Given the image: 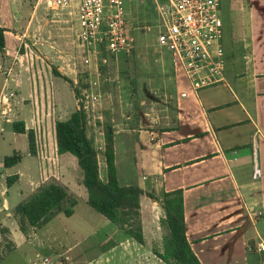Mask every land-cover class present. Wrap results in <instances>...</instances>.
Wrapping results in <instances>:
<instances>
[{
  "label": "crops",
  "instance_id": "crops-1",
  "mask_svg": "<svg viewBox=\"0 0 264 264\" xmlns=\"http://www.w3.org/2000/svg\"><path fill=\"white\" fill-rule=\"evenodd\" d=\"M220 15L226 82L194 94L182 69L175 68L171 119L113 128L112 172L121 186L143 190L144 241L129 236L101 213L104 230L90 234L83 232L89 216L66 224L60 215L40 231L41 247L50 253L46 255L54 254V264L58 255L65 254L69 264H167L161 258L169 234L163 201L177 190L182 191L186 238L201 264H264L260 247L264 245V0H221ZM70 19L67 11H48L41 0H0L5 41L0 66L7 65L3 69L12 82L20 80L22 99L15 121L0 119V223L10 224L3 211L28 198L48 178L36 142L35 153L30 147L35 112L50 129L47 163L55 160L68 191L80 198V204L89 205L77 158L58 152L52 130L56 114L58 120L68 119L82 104L74 90L80 78L99 81L103 75L83 70L77 26ZM0 73L3 84L1 68ZM95 89L100 91L99 86ZM182 91L188 96L182 97ZM17 121L26 131L14 129ZM14 154L18 160L6 164ZM99 166L106 167L107 179L110 168L106 160L101 168L100 155ZM76 211L77 207L68 218ZM48 246L54 252L46 250Z\"/></svg>",
  "mask_w": 264,
  "mask_h": 264
},
{
  "label": "built area",
  "instance_id": "built-area-1",
  "mask_svg": "<svg viewBox=\"0 0 264 264\" xmlns=\"http://www.w3.org/2000/svg\"><path fill=\"white\" fill-rule=\"evenodd\" d=\"M41 1L48 11H67L70 22L79 25L76 31L78 44L83 50L81 64L89 75L101 76L102 68L110 66L112 60H117L120 55L130 56L138 50L140 43L136 31H154L155 42L146 45L167 54L171 64L182 69L194 94L226 82L221 0H148L154 13L149 22L140 21L135 15L133 18L130 9L132 5L147 0ZM7 83L6 78L0 86V119L15 121L19 107L12 103V99L17 96V91L11 90ZM97 85V80H90L89 88L83 89L80 102L87 113L101 96V92L95 89ZM188 94V91L181 92L182 97ZM34 117L32 130L42 169L47 175L55 176V160L47 163L50 154L46 139L50 129L40 114L35 112ZM260 247L264 250V245Z\"/></svg>",
  "mask_w": 264,
  "mask_h": 264
},
{
  "label": "rangeland",
  "instance_id": "rangeland-1",
  "mask_svg": "<svg viewBox=\"0 0 264 264\" xmlns=\"http://www.w3.org/2000/svg\"><path fill=\"white\" fill-rule=\"evenodd\" d=\"M130 9L133 12L132 17L135 15L140 21L148 20L149 22V20L154 18V13L148 0L132 5ZM76 26L78 27L79 25L76 23ZM224 27L225 37L228 28L225 24ZM135 36L137 42L140 43V47L130 56H118L117 60H113L110 66L104 68L103 75L98 79L97 85L101 92L99 102L96 103L94 110L89 111L88 134L94 139L100 152L101 168L104 166L105 160H107L106 153L109 152L107 136L110 130L113 131V128L119 129L124 125H145L158 122L161 124L171 119L172 115L175 114L176 87L173 81L174 74H176L175 66L170 63L171 61L167 54H161L146 45L155 42L154 31H136ZM3 67H7V65H3ZM3 67L0 66L3 74L9 80L7 85L11 90L17 91V96L12 99V103H16V106L20 108L22 105V99H20L18 92L20 80L12 82ZM89 81L90 79H85L84 75L80 78L77 87L81 91L79 94L80 98H83V89L89 88ZM2 82L5 83L3 79ZM3 84L1 83V85ZM25 90L23 86L22 92H25ZM58 117L60 118L56 114V121ZM52 130L54 132L56 129L53 127ZM59 169L61 168L58 166L55 169L57 171H54L55 176L52 177L49 174L48 178L46 177L44 181H41L39 186L51 180H56L64 185L68 191V187L62 181L64 175ZM104 170H106V167L100 170L103 178L107 174ZM75 177L79 179V175L75 174ZM72 180H75L74 176ZM68 193L71 198L74 197L77 200L76 205L73 207L74 211L77 207V211L71 218L62 213L57 216L61 215L62 220L66 224L73 223L74 219L80 221L82 217L89 216L91 219L89 220V225L85 226V230L82 229L85 234L104 230V228H100L101 223H103L102 215L90 205L86 207L80 204V198L69 191ZM15 207L3 211V216L7 220L10 219L11 223L9 224V221L8 223H0V264H45V261L46 264L47 262L48 264H54V260H52L54 259V254L46 255L50 253L41 247L43 244L40 241V235L44 233L40 231L46 224L41 227L28 226L27 230L22 231L19 219L14 213ZM95 239L96 236L91 237L92 241H95ZM46 250L52 251L50 246L46 247ZM162 250L164 251L163 246ZM161 258L164 262L170 264L163 256ZM55 259L59 261L58 264H69L67 254L64 256L58 255ZM169 261L175 262V259L169 258Z\"/></svg>",
  "mask_w": 264,
  "mask_h": 264
},
{
  "label": "trees",
  "instance_id": "trees-1",
  "mask_svg": "<svg viewBox=\"0 0 264 264\" xmlns=\"http://www.w3.org/2000/svg\"><path fill=\"white\" fill-rule=\"evenodd\" d=\"M142 21V20H141ZM5 46L4 29L0 27V50ZM105 67L102 69L104 70ZM61 75L73 85V81ZM77 96L80 90L74 87ZM88 114L79 105L68 119L57 120L55 124L56 140L59 153H70L77 158L78 165L83 173L82 184L88 192V204L97 212L104 215L129 236L139 242L144 241L140 220V195L143 190L135 185L121 186L112 172L113 161V131L107 136L109 152L106 162L110 168L108 178L100 175V152L94 139L88 134ZM14 129L24 132L25 125L21 121L14 123ZM31 152L35 153V137L29 131ZM19 156L14 154L5 159L6 164L14 163ZM77 200L69 195L66 187L56 180L42 184L28 198L18 203L14 209L19 219L20 229L27 230L28 226L41 227L50 222L58 214L71 216ZM165 222L169 234L164 241V254L162 255L170 264H201L191 250L185 234L182 191L177 190L165 195L163 201ZM169 258L175 259L170 262Z\"/></svg>",
  "mask_w": 264,
  "mask_h": 264
}]
</instances>
